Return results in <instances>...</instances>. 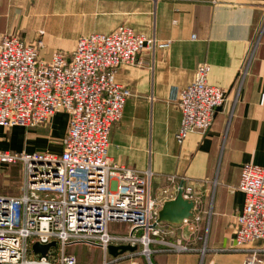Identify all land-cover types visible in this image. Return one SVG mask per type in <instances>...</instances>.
<instances>
[{"label":"crops","instance_id":"0c3cea01","mask_svg":"<svg viewBox=\"0 0 264 264\" xmlns=\"http://www.w3.org/2000/svg\"><path fill=\"white\" fill-rule=\"evenodd\" d=\"M263 8L264 0H0V37L42 39L40 58L46 61L55 51L72 55L82 35L111 32L122 24L168 44L146 49L136 63L116 68V80L130 95L112 126L108 151L120 165L153 173L151 194L162 200L160 209L177 196L180 183L194 186L195 215L182 224L162 222L165 232L152 243L155 264L246 260L250 247L234 249V232L245 205L238 188L242 166L264 165V37L239 91L235 81ZM52 17L59 34L45 36V21ZM201 63L210 64L209 83L226 89L228 99L216 109L208 132L190 133L179 143L182 114L172 90L193 82ZM69 119L60 110L37 127L0 126V150L59 155ZM162 239L182 241L191 249L167 248ZM90 250L92 264H98L95 257L102 260L103 251ZM112 264L132 263L123 259Z\"/></svg>","mask_w":264,"mask_h":264},{"label":"built area","instance_id":"2783aa9c","mask_svg":"<svg viewBox=\"0 0 264 264\" xmlns=\"http://www.w3.org/2000/svg\"><path fill=\"white\" fill-rule=\"evenodd\" d=\"M263 37L264 8L235 81L238 91ZM167 45L122 24L111 32L82 35L72 55L55 51L46 61L40 58L42 39L0 37V126L37 127L60 110L70 116L59 155L0 150V167L19 164L23 172L18 194L0 193V264H77L68 248L78 244L99 247V264L123 259L138 264L140 256L155 264L152 243L165 230L159 221L162 200L151 194L153 173L120 165L108 151L112 126L121 119L130 95L116 80V68L136 63L146 49ZM210 69L201 63L193 82L172 90L182 114L179 143L190 133L208 132L216 109L228 99L226 89L209 83ZM238 188L245 205L237 215L234 249L250 247L243 264H264V165L244 163ZM180 189L187 199L195 198L191 183H180ZM163 194L168 195L169 188ZM116 223L126 228L120 231ZM36 241L55 243L37 256L31 248ZM160 242L176 251L191 249L182 241ZM110 245L138 249L113 256Z\"/></svg>","mask_w":264,"mask_h":264},{"label":"rangeland","instance_id":"374dc122","mask_svg":"<svg viewBox=\"0 0 264 264\" xmlns=\"http://www.w3.org/2000/svg\"><path fill=\"white\" fill-rule=\"evenodd\" d=\"M39 19V18H36ZM55 19H53V17L48 20L45 21V29L43 31V33L45 34V36L48 35V33H52V34H59V29L57 27H55ZM23 183V172H22V166L19 164H11V165H2L0 167V193H11V194H18L19 190L21 189V185ZM123 228H126V225H119L118 223H116V229L123 231ZM54 241H51L48 244H42L39 242H34L31 244V248L33 250H35L37 256L42 255V251H43V247L46 246L47 247V251L49 249H51L54 246ZM96 250L98 253H101L102 251L100 250V248L97 247H91V246H87L84 244H78L75 245L73 247L68 248L69 251L74 252L78 258V264H92L93 260L91 261V256L89 257V255L91 253H89L91 250ZM89 251V252H88ZM96 256V253L94 254ZM89 259L87 261V263H85V259ZM95 259L99 260V263H101V259L98 258V256L95 257ZM138 264L139 262L144 263V258L143 257H138L137 259ZM98 263V264H99Z\"/></svg>","mask_w":264,"mask_h":264},{"label":"water","instance_id":"95a60500","mask_svg":"<svg viewBox=\"0 0 264 264\" xmlns=\"http://www.w3.org/2000/svg\"><path fill=\"white\" fill-rule=\"evenodd\" d=\"M196 202L193 199H187L180 189L177 196L164 202L159 211V221L171 224H182L185 219H190L195 215ZM42 253L47 252V247H43ZM138 246L131 245H110L109 252L117 256L126 251H135Z\"/></svg>","mask_w":264,"mask_h":264}]
</instances>
